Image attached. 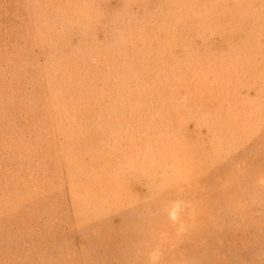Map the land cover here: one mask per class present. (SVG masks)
I'll return each mask as SVG.
<instances>
[{
	"label": "rangeland",
	"instance_id": "rangeland-1",
	"mask_svg": "<svg viewBox=\"0 0 264 264\" xmlns=\"http://www.w3.org/2000/svg\"><path fill=\"white\" fill-rule=\"evenodd\" d=\"M0 264H264V0H0Z\"/></svg>",
	"mask_w": 264,
	"mask_h": 264
}]
</instances>
